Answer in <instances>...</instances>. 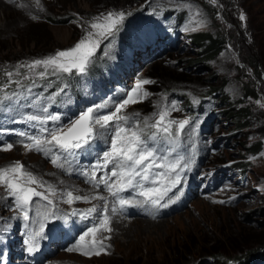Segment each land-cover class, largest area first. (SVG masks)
Returning <instances> with one entry per match:
<instances>
[{"label":"rangeland","instance_id":"374dc122","mask_svg":"<svg viewBox=\"0 0 264 264\" xmlns=\"http://www.w3.org/2000/svg\"><path fill=\"white\" fill-rule=\"evenodd\" d=\"M121 10L130 15L116 36L101 44L87 69L104 70L105 80L97 89L86 83L81 101L64 89L62 105L49 110L51 95L20 94V85L10 84L7 93L18 95L0 104V167L20 161L58 192L108 196L64 174L42 152L26 150L21 143L24 137L17 136L19 125L28 121V115L52 114L60 116L51 122L53 126L66 127L87 108L105 102L108 107L95 114H107L137 79H147L152 81L144 86L150 95L122 114L138 113L143 127L144 117L154 123V114L175 103L171 119L191 118L171 146L191 166L170 196L173 200L186 189L193 190L192 196L179 211L156 218L115 215L109 205L112 231L101 234L111 237L105 241L110 245L106 252L85 256L59 250L44 264H211L216 254L243 259L245 255L247 264H264V0H0V74L70 48L94 17ZM167 12L173 13L171 20L163 17ZM177 13L185 15L186 23L174 29L171 24ZM199 31L220 38L213 58H204L193 43L191 36ZM248 51L256 55L262 76L241 59L240 54ZM38 79L24 82L26 92ZM72 106L75 114L62 120L61 108ZM242 107L247 119L236 123L229 111ZM111 131L97 126L96 138L109 144L107 149ZM6 144L14 147L4 151ZM217 169L223 173L211 179L212 189L204 190ZM56 203L72 209L104 201L68 204L58 196ZM15 209L14 197L0 185V219L8 223ZM153 212L163 213L162 208Z\"/></svg>","mask_w":264,"mask_h":264},{"label":"snow or ice","instance_id":"6c2138e0","mask_svg":"<svg viewBox=\"0 0 264 264\" xmlns=\"http://www.w3.org/2000/svg\"><path fill=\"white\" fill-rule=\"evenodd\" d=\"M211 2L215 3V0ZM127 15L130 13L121 10L109 11L94 17L88 23L84 36L70 48L57 50L44 58L22 62L15 67V71L5 69L4 75L7 79L0 87V92L3 93L0 95V104L11 101L18 95L7 93L10 84L15 83L21 88L24 87L21 79L13 80V76L34 81L36 78L43 80L49 76L59 77L60 74H71L74 71L79 74L86 73L101 44L116 36ZM241 19L245 17L241 16ZM189 30L196 29L185 28V31ZM111 46L109 43L108 47ZM22 69L25 71H21ZM149 83L152 81L137 79L126 97L115 104L114 111L103 115L95 114L100 109L108 107V102L89 107L66 127L46 126L49 121H59V115L27 116L28 121L37 122L40 128L37 134L28 135L20 132L19 135L24 137L21 143L28 151L42 152L45 156H49L51 163L58 168H65L68 157H74L76 150L82 149L96 138L97 126L101 129H112L110 149L103 153L102 161L94 164L90 172L84 173L89 182L96 187L103 185L108 196L99 193L79 195L73 190L58 192L54 185L47 184L42 178L27 170L20 161L0 167V185L5 186L9 194L14 197L15 206L25 221L30 219L29 214L35 200L46 202L42 211L39 207L36 210V215L40 217L39 230L28 233L29 253L37 250V240L44 234L47 222L50 219L60 218L55 211L58 196L68 204L77 201H104L99 209L93 204L84 213H78L77 210L72 212V215L90 217L100 211L98 221L84 231L68 249V251H78L85 256L100 255L110 247L105 241L111 237L101 235L112 231L109 197L113 198L111 208L113 213L122 211L128 206L147 205L153 209L163 208L172 201L170 193L181 185L183 173L191 164L186 161L185 156L176 155L175 148L171 146L178 141L179 135L191 123V118L171 119V111L176 110L175 103L171 108L167 105L163 106L154 114L156 117L154 123L149 124L152 118L144 117L143 127L138 113L132 116L122 114L130 104L142 102L150 95L144 87ZM165 144L168 147H164ZM13 147V144H6L2 150L10 151ZM109 165L112 166L110 171ZM99 172H103V175L98 176ZM125 192L134 193L133 198L124 197L122 194ZM176 199H179V196Z\"/></svg>","mask_w":264,"mask_h":264},{"label":"trees","instance_id":"16d2710c","mask_svg":"<svg viewBox=\"0 0 264 264\" xmlns=\"http://www.w3.org/2000/svg\"><path fill=\"white\" fill-rule=\"evenodd\" d=\"M227 0H222L223 3H226ZM163 17L167 20L173 17V13H164ZM229 20L234 21L232 18ZM171 27L174 29H178L181 26H183L185 22V15L176 14L175 18L172 19ZM235 22V21H234ZM236 23V22H235ZM191 39L193 40V43L198 47L200 53L204 58H213L218 51L220 46V38L218 36L210 33L209 31H199L195 34H192ZM245 38L243 37V41ZM246 45H250L248 42H244ZM248 43V44H247ZM249 50V49H248ZM250 51V50H249ZM242 52L240 54L241 59L253 66L255 71L259 76H262L261 72L262 70L259 67V61L255 54L250 52ZM105 64V63H104ZM106 69H108V64L105 66ZM99 68L92 69L91 71H86L84 74H79L77 72H73L71 74H61L59 77L55 76L52 79H43V80H37V83H32V87L29 88L30 91L26 92L25 87L21 88L20 94H28L31 93H39L40 95H51V102L53 103L52 106L54 107L58 101L62 99L60 96L61 89H64L69 91L75 98L80 99V97L83 95L84 91V85L87 83L90 87H93L94 89L99 88L98 85H101V83L105 80V75L103 74L105 71L102 70L101 72H98ZM0 86L3 85L6 82V77L4 73L0 74ZM108 76V75H107ZM106 76V77H107ZM13 80L21 79L23 85L24 82L27 80H23V78H13ZM31 82V81H30ZM29 82V83H30ZM28 83V84H29ZM13 87H16V84H11ZM10 86V85H9ZM8 86V87H9ZM30 94V95H31ZM0 95H3L0 92ZM10 102H8L9 104ZM6 104V103H5ZM231 116H234L236 119V123H239L238 121L246 120L247 119V111L244 112V108L242 107V110H233L232 112L229 111ZM246 122H242L240 124L245 125ZM248 256L244 259L241 257H225L222 254H216L213 258V261L211 264H247L248 262Z\"/></svg>","mask_w":264,"mask_h":264},{"label":"bare ground","instance_id":"6f19581e","mask_svg":"<svg viewBox=\"0 0 264 264\" xmlns=\"http://www.w3.org/2000/svg\"><path fill=\"white\" fill-rule=\"evenodd\" d=\"M109 205L111 206L112 204H111V203H109ZM109 205H108V206H109ZM127 222H129V221H127ZM132 224H133V223H132ZM134 228H135V227H134Z\"/></svg>","mask_w":264,"mask_h":264}]
</instances>
